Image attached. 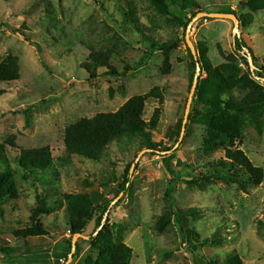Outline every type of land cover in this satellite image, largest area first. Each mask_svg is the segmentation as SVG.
I'll return each instance as SVG.
<instances>
[{"label":"rangeland","instance_id":"obj_1","mask_svg":"<svg viewBox=\"0 0 264 264\" xmlns=\"http://www.w3.org/2000/svg\"><path fill=\"white\" fill-rule=\"evenodd\" d=\"M128 2L136 10L140 28L158 47L126 24L120 7ZM198 3L207 15L231 9L240 22L241 38L264 67V0ZM187 31L148 0H0V63L14 57L20 70L17 81L0 82L4 92L0 144L6 143V157L14 170L23 150L49 148L57 172L46 181L25 179L15 172V196L0 208V264H34V256H29L33 253L19 256L25 250L19 235L38 223L49 236L28 238L29 242L52 245L51 257L43 255L40 264H52L53 258L63 256L67 252L63 242L72 238L68 220L73 213L66 199L82 195L91 201V211L100 207L98 215L105 212L104 205L112 204L100 227L96 217L81 234L79 257L71 264H105L109 248L118 242L133 251L131 264H200L202 256L224 264L235 255L242 264H264V181L248 192L223 178L188 184L192 178H204L227 150H242L264 171V80L243 63L247 51L236 50L232 19L199 18L189 37L195 60L204 57L203 63L226 77L231 90L224 98L234 96L241 102L257 94L259 116L242 140H221L217 149L207 151L203 147L211 133L199 120L203 104L194 103L195 93L190 111L194 116L178 145L193 87ZM164 45L173 46L168 56ZM91 51H112L113 66L120 71L129 67L130 73L113 78L102 68L91 78L82 67ZM222 65L228 69H221ZM199 78L206 81L209 75L203 72ZM150 93L154 95L147 100L143 120L148 124L156 110L160 114L156 129L147 137L111 144L97 163L66 159L68 127L116 113L131 99ZM165 149L173 150L161 152ZM167 155L175 156L173 172L165 164ZM127 169L130 183L121 193ZM99 197L102 200L97 202ZM180 213L187 215L188 227L201 237L197 251L182 236ZM92 236L99 237L97 249L90 243Z\"/></svg>","mask_w":264,"mask_h":264},{"label":"trees","instance_id":"obj_2","mask_svg":"<svg viewBox=\"0 0 264 264\" xmlns=\"http://www.w3.org/2000/svg\"><path fill=\"white\" fill-rule=\"evenodd\" d=\"M5 2L9 0H3ZM156 9L167 16L172 17L176 22L186 29L192 23L193 19L202 13L198 0H148ZM122 14L125 17L126 24H132L135 29L140 32L146 41H151L156 47L148 33L140 28L139 20L136 15V10L132 3L128 2L127 6L120 7ZM194 12V13H192ZM226 15H234L235 13L231 9L224 10ZM3 24V23H2ZM15 33L21 32L14 30ZM25 34L24 32H21ZM26 36V34H25ZM236 50L240 53L247 51L252 56L256 71L254 75L258 78L264 79V67L259 66L258 59L253 56V50L245 40V38L237 39L235 42ZM165 50V54L168 56L172 45H164L161 47ZM191 67L192 83L194 81L195 73L197 72V65L201 66V73L207 72L209 79L202 81L199 78L197 91L194 99L196 102L203 104V111L199 113V120L208 127L211 138L204 145V149L207 151L215 150L219 147L218 141L221 140H242L244 132L250 126L255 119L259 116L255 110L256 104L258 106V95H248L243 98L241 102L235 101L234 96L226 99V91L231 90V87L226 82V77L219 72L218 69H211L208 64L203 63L201 57L199 61H196L192 54ZM115 53L108 52H96L91 51L88 59L82 64L83 70L91 78H96L98 70L106 69L108 75L113 78H121L127 76L131 68H125L120 71L112 64V59ZM248 55L242 57L243 63L250 69L248 61ZM168 62V61H167ZM18 60L14 57H8L2 63H0V82H14L20 78ZM223 70L228 69L227 66L222 65L220 67ZM238 67H232L233 71L237 72ZM209 69V70H208ZM232 71V70H231ZM232 74V72H231ZM230 76V74H229ZM241 84L242 79H238ZM236 83V82H235ZM237 84V83H236ZM207 86L210 88L207 89ZM216 91V92H215ZM4 95L3 91H0V97ZM154 93H150L146 96H140L128 101L121 109L113 114H101L92 119H83L76 124L67 128L64 143L66 149V159L73 157L79 158L85 162L97 163L101 160L105 154L107 148L115 143L122 142L129 137H147L149 132L156 129L159 123L160 111L156 110L154 117L150 123H145L143 120V114L145 111L146 103ZM193 114H190L189 121L193 119ZM183 123L181 121L178 138L181 137V129ZM188 130V125H187ZM11 145L14 143L10 142ZM178 143V141L176 142ZM8 144V143H7ZM5 144H0V208L9 199L14 198L16 190L15 172L21 175L25 179L33 177L39 181H46L51 174H56L55 163L52 157V153L49 148L39 150H23L21 156L17 159V169H12L11 163L8 161L5 153ZM150 148H153L152 146ZM173 149H165L161 152H171ZM158 152V151H155ZM159 151V153H161ZM165 158V164L167 168L173 172L172 162L175 160V156L167 155ZM65 160V159H64ZM188 176H191L188 175ZM214 178H223L228 181L238 184L244 192H248L249 189L260 186L264 181V171L260 167L253 165L249 157L242 151L227 150L225 157L214 162L208 174L201 178H192V181L188 182L191 186H198L204 180L208 182ZM123 183L120 185V192L125 193L130 183V169H127L123 175ZM102 197L97 199L100 202ZM66 202L73 213L68 220L69 230L72 238L65 242L67 245V252L63 256L58 257L57 263L60 264L61 260H65L67 264L69 255L72 251L73 237L81 235L85 232L88 224L96 217L101 226L103 219L112 202L104 205L105 212L98 215V208L91 211V201L87 196H69ZM192 214V213H191ZM184 215V214H183ZM190 215V214H188ZM179 222L181 224L182 236L186 238L187 243L194 249L198 250V244H200V235L192 228L188 227L187 215H178ZM183 224V225H182ZM49 236V232L44 225L38 223L33 229H27L20 233L19 240L24 247V252L19 255L21 257L28 256L29 253H33L29 256L32 258L34 264H40L42 256L51 254L48 251H44L41 246L32 245L28 238H38ZM99 237L92 236L90 243L92 248L97 249L99 244ZM34 248H38L34 250ZM5 250V249H4ZM35 252V254H34ZM10 254V253H9ZM7 254V256L9 255ZM79 257L78 245L77 251L74 255V260ZM133 259V251L125 244L118 242L112 245L108 251V260L105 264H131ZM200 264H218L214 259H206L203 256L200 258ZM224 264H242V261L237 255L229 256Z\"/></svg>","mask_w":264,"mask_h":264},{"label":"water","instance_id":"obj_3","mask_svg":"<svg viewBox=\"0 0 264 264\" xmlns=\"http://www.w3.org/2000/svg\"><path fill=\"white\" fill-rule=\"evenodd\" d=\"M199 18L232 19L235 22V31H234V40H235V42L237 41V39L241 38V35L239 34L240 22H239V20H238V18L236 16L226 15V14L207 15V14L201 13V14L197 15V17L194 18L192 23L189 25L188 31H187V41L189 42L190 49L192 50V53H193L194 57L196 58V60H197V56H196L197 54H196V51H195V49H194L189 37H190V32H191V29H192V25ZM248 61H249V64H250L251 71L254 74L255 71H256V67L254 65V62H253V59H252L251 55H249V54H248ZM200 74H201V66L198 64L197 65V74H196V76L194 78L193 87H192L191 95H190L189 102H188V105H187L185 119H184L183 127H182V133H181V137H180V141H179L178 145L182 142V140H183V138L185 136L186 130H187V123H188V120H189V115H190V111H191V106H192V103H193L194 95L196 93L197 86H198V83H199ZM107 217H108V214L106 215L104 221L106 220ZM80 238H84V237L82 235H76L74 237L73 242H72V251H71V254L69 255V259H68V263L67 264H71L73 262L74 255H75V253L77 251V243H78V240Z\"/></svg>","mask_w":264,"mask_h":264},{"label":"crops","instance_id":"obj_4","mask_svg":"<svg viewBox=\"0 0 264 264\" xmlns=\"http://www.w3.org/2000/svg\"><path fill=\"white\" fill-rule=\"evenodd\" d=\"M63 243H65V242H63ZM56 244H57V243H56ZM56 244H54V245H56ZM49 245H50V248H49L47 251L52 255V249H51L52 245H51V244H49ZM49 245H48V244H42L41 247L43 246V247L46 248V247H48ZM54 245H53V246H54ZM63 254H64V253H63ZM57 260H58V259L53 258V259H52V264L57 263ZM62 261H63V260H61V262H62ZM61 262H60V264H62Z\"/></svg>","mask_w":264,"mask_h":264},{"label":"built area","instance_id":"obj_5","mask_svg":"<svg viewBox=\"0 0 264 264\" xmlns=\"http://www.w3.org/2000/svg\"><path fill=\"white\" fill-rule=\"evenodd\" d=\"M63 262V261H62Z\"/></svg>","mask_w":264,"mask_h":264}]
</instances>
